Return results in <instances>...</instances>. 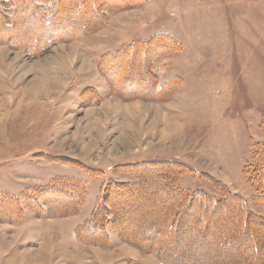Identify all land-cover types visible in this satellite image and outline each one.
Masks as SVG:
<instances>
[{
	"label": "rangeland",
	"instance_id": "obj_1",
	"mask_svg": "<svg viewBox=\"0 0 264 264\" xmlns=\"http://www.w3.org/2000/svg\"><path fill=\"white\" fill-rule=\"evenodd\" d=\"M160 190L222 206L169 230ZM251 217L264 0H0V264H194L263 248Z\"/></svg>",
	"mask_w": 264,
	"mask_h": 264
},
{
	"label": "trees",
	"instance_id": "obj_2",
	"mask_svg": "<svg viewBox=\"0 0 264 264\" xmlns=\"http://www.w3.org/2000/svg\"><path fill=\"white\" fill-rule=\"evenodd\" d=\"M38 49L40 50V48H38ZM222 193H223V201H222V203H225V202L226 203H229V202L240 203V202H242V200L240 198H238V196L235 195V194H232V193H230L228 191H224V192L222 191ZM159 195H161L165 200L166 199L167 200L175 199L177 201L176 203H178L181 206V204H180L181 200L176 199L175 198L176 196H174V195H172L170 193H165L162 190L159 191ZM201 195L205 196L204 194H201ZM185 199H186V197H185ZM210 200L206 199L205 201H201V198H200V199H195L194 202H192V203H183L182 206L177 210L175 222L173 224L169 225V226L166 225V223H165V225L167 226L166 228L171 227V228H169V230H173L175 225H176V223H178V220L179 219L181 220V218H182L181 216L182 215L184 216L186 213L190 214V211H196L197 212L196 213L197 217H201L202 216L201 218L204 219L206 216H209L210 213H213L214 211H216L219 206L220 207L222 206L221 204H218L217 202L212 201L211 198H210ZM195 204L197 205V207H193ZM205 204H207L209 207H211V208H209L208 211H210V212H208V213H207L206 210L202 209L203 205L206 206ZM176 206H177V204H176ZM239 209L242 210V213H241L240 216H238L236 218L237 221L235 220L236 221L235 223H238L240 221L239 225L243 226L241 228V231L244 232V231H246V230H248L250 228V222H249V219L247 217L248 215H250V213H248L247 208L246 207L244 208L243 205ZM250 219H252V221L254 220V222H256V224H257V226L259 228L264 229V220H262L261 217H259V219H258V217H251ZM201 221H203V220H201ZM202 224H204V221L202 222ZM203 229H205V224H204ZM169 237L172 239L171 235ZM164 238L167 241L170 240V238H168V237H164ZM242 240H243L242 238H239V239L236 238V237L233 238L231 240V244H233L232 246H233L234 250L230 251L226 256L217 255V256L211 257V259L203 260V261H200V262H197V263H194V264H204V263L230 264L234 260H239V259L250 260V261H253V262H259L258 259L262 255L261 252L264 253V246H263V248H261V246L257 245L255 242H254V245L248 244L247 242H246L247 244H245V243H242ZM241 243H242V246H240ZM228 245H230V240H229V244ZM156 246L158 247V249L160 251H162V245H159V244L156 243ZM243 246H244L245 249L243 248ZM240 247H242V248H240ZM198 248H199L198 246H196V247L194 246L192 249H190V250L188 249L187 251H191L192 253H190V254H193V251L198 250ZM262 258H263V255H262ZM159 259H160V262L161 261L163 262L161 255H160Z\"/></svg>",
	"mask_w": 264,
	"mask_h": 264
},
{
	"label": "bare ground",
	"instance_id": "obj_3",
	"mask_svg": "<svg viewBox=\"0 0 264 264\" xmlns=\"http://www.w3.org/2000/svg\"><path fill=\"white\" fill-rule=\"evenodd\" d=\"M46 70V69H45ZM47 71H48V68H47Z\"/></svg>",
	"mask_w": 264,
	"mask_h": 264
}]
</instances>
